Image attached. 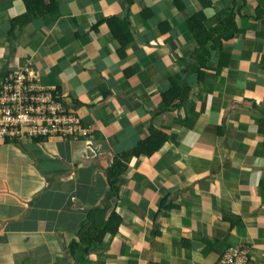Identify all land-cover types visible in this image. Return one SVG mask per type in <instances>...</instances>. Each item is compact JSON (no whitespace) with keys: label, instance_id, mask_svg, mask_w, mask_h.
Here are the masks:
<instances>
[{"label":"crops","instance_id":"obj_1","mask_svg":"<svg viewBox=\"0 0 264 264\" xmlns=\"http://www.w3.org/2000/svg\"><path fill=\"white\" fill-rule=\"evenodd\" d=\"M25 68L93 142H0V264H264V0H0V85Z\"/></svg>","mask_w":264,"mask_h":264},{"label":"built area","instance_id":"obj_2","mask_svg":"<svg viewBox=\"0 0 264 264\" xmlns=\"http://www.w3.org/2000/svg\"><path fill=\"white\" fill-rule=\"evenodd\" d=\"M60 92L42 84L33 69L10 74L0 85V142L23 143L59 136L90 145L91 126L82 125L60 99ZM216 264H254L247 245L230 246Z\"/></svg>","mask_w":264,"mask_h":264},{"label":"trees","instance_id":"obj_3","mask_svg":"<svg viewBox=\"0 0 264 264\" xmlns=\"http://www.w3.org/2000/svg\"><path fill=\"white\" fill-rule=\"evenodd\" d=\"M238 32L237 27L230 32L227 33H223L224 38L225 39H230L232 38L236 33ZM197 36L199 38V36L201 35L200 31H197ZM211 38H207L204 40H200L199 38V42L201 44V46L203 48H205L206 46H208L210 44V46H212L211 44L213 43V41L209 40ZM213 40L215 41L214 37ZM211 48V47H210ZM205 51H208L207 49H204ZM209 52H207L205 55L201 56L199 59V65H202V68H204L205 66H207V61L209 59ZM197 66V72L203 74V72L201 71V69H199ZM176 89L179 90V88L176 87ZM181 95V91L180 94H173V90L170 91H166L163 93V107L162 110L163 111H168L170 110V108L172 107L173 102L179 98V96ZM60 99L63 100L64 96L62 95V93L60 92ZM262 124L264 125V123L262 122ZM92 127V131H93V126ZM167 140L166 135L163 132H160L159 130H155V129H150V132L146 135V137H144L143 139H141L140 141H138L137 145L134 147V149L131 152L128 153H123L121 155H118L115 160L114 163L112 164L111 168H110V173H109V181L112 187V192L117 193L118 192V182H119V177L121 175V173L123 172L124 167L126 166V162L128 157H130L131 155L134 156H140V155H149L151 153H153L155 150H157L160 146H162ZM93 142V140H92ZM121 218L120 216L117 214V212H113L112 216L110 218L109 221V228L112 229V231H116V223L115 222H120Z\"/></svg>","mask_w":264,"mask_h":264}]
</instances>
